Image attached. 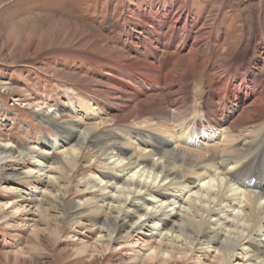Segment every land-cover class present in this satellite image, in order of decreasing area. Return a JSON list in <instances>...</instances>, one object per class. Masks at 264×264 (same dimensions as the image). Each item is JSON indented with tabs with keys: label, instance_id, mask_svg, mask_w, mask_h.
Masks as SVG:
<instances>
[{
	"label": "bare ground",
	"instance_id": "obj_1",
	"mask_svg": "<svg viewBox=\"0 0 264 264\" xmlns=\"http://www.w3.org/2000/svg\"><path fill=\"white\" fill-rule=\"evenodd\" d=\"M178 1L163 7L155 0L152 8L143 9V22L154 35L140 49L135 45V57L119 66L127 80H118L119 73L114 71V85L87 99L72 90L61 109H67L72 118L56 122L39 116L53 125L55 137L40 136L37 148L0 142V162L30 155L33 161L26 170L9 175L29 178L47 171L54 177V173L70 176L83 150L93 149L103 168L86 183L101 192L78 200L69 211L73 217L93 215L99 234L94 244L99 248L105 249L122 235L142 234L136 264H184L192 252L200 253L193 257L196 264H264V74L256 93L249 85L255 99L245 113L239 112V106L249 102L245 93L253 75L239 59L220 72L224 77L216 78V92L209 91L202 101L192 99L190 72L201 52L193 31L198 21L174 12ZM171 24H177L175 32H168ZM211 28L210 47L215 50L213 44L224 34L217 30V21ZM167 47L187 49V63L179 75L169 70L172 60L156 59L160 49ZM136 72L142 78L131 84L139 78ZM153 90L160 93L152 94ZM76 105L84 119L93 121L85 124L73 115ZM35 106L37 111L43 108ZM44 110L59 115L49 107ZM94 113L101 117L94 118ZM108 126L114 130H106ZM214 137L220 140L214 142ZM199 140L206 145L197 148ZM58 144L64 147L62 157H49L46 150ZM124 171L131 174L125 177L120 174ZM240 178L242 185L236 183ZM54 179L35 180L44 187L40 198L33 199L42 211L48 197L45 191L56 185ZM56 197L58 206L61 202Z\"/></svg>",
	"mask_w": 264,
	"mask_h": 264
},
{
	"label": "rangeland",
	"instance_id": "obj_2",
	"mask_svg": "<svg viewBox=\"0 0 264 264\" xmlns=\"http://www.w3.org/2000/svg\"><path fill=\"white\" fill-rule=\"evenodd\" d=\"M154 2L0 0V142H11L20 148L31 144L39 146L40 136L55 137L53 125L39 116L42 114L56 122L72 118L67 109L61 110L67 105L72 90L87 99L91 94L98 96L99 91L113 84L114 71L119 73L118 80H127L119 66L124 59L135 57L133 49H140L154 35L142 18L143 9L152 8ZM159 2L163 7L171 5V0ZM175 11L189 14L198 21L193 31L196 38L199 37L201 52L190 72L193 76L192 99L202 101L209 96V91L216 92V78L224 77L220 72L227 64L239 59L253 75L245 93L249 102L239 106V112L245 113L255 99L251 97L249 85L256 93L264 74V47L261 45L264 43V0H190V3L179 0ZM151 13L154 10L151 9ZM214 21L224 37L213 44L215 50H212L209 36L213 34L211 25ZM166 28L168 32H175L178 26L171 24ZM189 38L190 35L185 41ZM186 52L187 49L179 51L167 47L160 49L156 59L172 60L169 70L176 76L187 63ZM136 73L139 78L131 84L142 78V74ZM151 93L158 94L160 90ZM164 101L165 98L161 103ZM258 103L261 102L258 100ZM38 104L43 107L39 111L35 106ZM48 107L59 115L44 113ZM96 108L95 105L92 110ZM72 112L80 120L85 118L78 105ZM94 114V118L100 116ZM92 119L82 122L89 124ZM108 129L114 130L109 126ZM211 139L214 142L220 140L217 137ZM197 144L200 145L197 148L206 145L200 140ZM62 148L58 144L46 151L49 157L61 158ZM95 154L93 149L85 148L77 170L70 176L54 173L56 179L53 172L48 174L47 171L29 178L28 175H9L11 171L26 170L33 161L30 155L0 162V204L8 201L6 206L0 205V264H136L135 254L141 256V239L138 238L143 237L142 234L122 235L107 243V248H99L94 244L99 234L93 215L73 217L69 211L78 200L101 192L88 188L86 183L87 179L96 178L103 168L99 154ZM44 166L47 170V164ZM120 174L127 177L131 173ZM43 178L54 179L56 185L48 186L50 191H45L48 197L42 211L34 205L33 199L40 198L44 188L35 180ZM236 183L242 185L244 179L240 178ZM187 194L189 192L185 196ZM56 196L61 202L58 206ZM17 206L19 209H14ZM189 255L184 264H196L193 257L200 253Z\"/></svg>",
	"mask_w": 264,
	"mask_h": 264
}]
</instances>
